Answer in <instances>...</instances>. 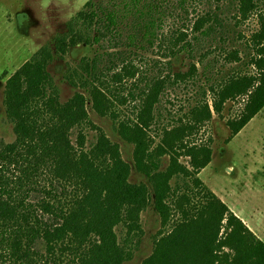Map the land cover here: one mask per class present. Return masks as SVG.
Listing matches in <instances>:
<instances>
[{
	"label": "trees",
	"instance_id": "16d2710c",
	"mask_svg": "<svg viewBox=\"0 0 264 264\" xmlns=\"http://www.w3.org/2000/svg\"><path fill=\"white\" fill-rule=\"evenodd\" d=\"M230 1L237 3L242 21L258 9L257 0ZM211 20L208 15L201 17L193 31L210 33L212 27L203 29ZM100 22L97 10L81 12L76 24L58 38L57 54L64 57L80 44L97 45L117 25L113 15L102 29ZM258 24L259 31L248 41L255 73L233 75L212 85L206 95L211 101L206 97L185 120L164 129L158 143L151 135L153 112L166 81L142 90L135 118L118 121V134L134 147L136 171L147 183L131 182L132 167L120 145L91 120L85 94L76 93L64 104L60 101L49 71L54 60L49 47L12 75L6 83L4 106L16 140L6 144L0 139L1 263H128L145 236L142 214L153 206L163 232L155 237L154 251L143 264H264V242L199 178L212 162V140L191 141L214 115L222 117L228 102L243 101L240 114L227 123L228 143L264 110V13H259ZM227 58L241 60L238 51ZM80 68L88 74L91 68L93 79L79 80L93 109L101 117L120 118L117 103L125 104L126 99L115 96L109 80L96 76L95 62L82 60ZM135 70L125 65L112 76L113 83L122 84L126 74L135 77ZM187 76L177 74L176 81ZM76 77L74 71L67 80L76 86ZM87 130L96 133V142L89 148ZM165 158L169 165L163 169ZM182 159H188V164ZM118 227L125 229L123 242ZM40 242L45 243V255L37 251Z\"/></svg>",
	"mask_w": 264,
	"mask_h": 264
},
{
	"label": "rangeland",
	"instance_id": "374dc122",
	"mask_svg": "<svg viewBox=\"0 0 264 264\" xmlns=\"http://www.w3.org/2000/svg\"><path fill=\"white\" fill-rule=\"evenodd\" d=\"M257 3L255 14L242 21L237 3L230 0H0V139L6 144L16 140L14 126L4 106L7 80L42 48L49 47L54 55L49 71L58 88L60 101L64 104L76 93L85 94L91 120L112 142L120 145L124 160L132 167L131 182L147 183L136 171L134 147L118 134V121L135 118L142 103V90L157 81H166V88L153 112L151 135L158 143L164 129L185 120L189 111L206 97L211 101V97L206 95L212 85L233 75L255 73L250 64L253 51L248 41L259 31L258 15L264 13V0H257ZM92 9L97 10L100 16L99 29L107 24L109 15L116 18V27L99 44H80L61 57L56 51L58 38L67 33L71 24H76L81 12ZM207 15L212 20L203 30L212 27L210 33L193 31L195 23ZM234 51L239 52L241 60L230 62L227 55ZM82 60L90 65L95 62L96 76L109 80L115 96L126 99L125 104L117 103L120 117L117 120L101 117L93 109L90 97L79 80L80 77L93 79L91 68L90 74L80 68ZM128 64L136 68V76L126 74L122 84L113 83L112 76L121 73ZM74 71L78 72L76 86L67 80ZM177 74L189 76L184 81H176ZM242 109V99L228 102L222 117L214 115L213 120L191 138L198 144L212 140L214 172L208 171L203 176L207 182L211 181L212 173L222 186L240 176L246 179L249 171L258 176L264 173V166H261L264 163V110L228 143L231 131L227 123ZM77 134L74 131L72 135L74 144ZM86 138L89 148L96 142V133L87 130ZM249 154L252 157L246 168L241 164ZM181 162L187 165L188 159ZM235 164L237 171L231 175L228 169ZM168 165L169 159L165 158L163 169ZM235 188L234 191L243 187ZM141 222L145 236L139 250L134 251L133 259L125 264H143L154 251L155 237L163 232L161 218L153 206L142 214ZM116 232L123 242L125 229L118 227ZM37 251L45 255V243L40 242ZM66 261L64 258L63 262ZM41 262L39 260L38 264Z\"/></svg>",
	"mask_w": 264,
	"mask_h": 264
},
{
	"label": "crops",
	"instance_id": "0c3cea01",
	"mask_svg": "<svg viewBox=\"0 0 264 264\" xmlns=\"http://www.w3.org/2000/svg\"><path fill=\"white\" fill-rule=\"evenodd\" d=\"M250 157H252L251 154L244 157L241 164L243 167H249L247 161L250 160ZM213 166L214 159L207 168L200 172L199 178L264 242V173H260L258 176L249 171L250 173L246 176V179L244 177L240 178V176L236 180H229L227 185L222 186L218 183V177L213 175L214 173L210 175L212 179L209 182L203 178L208 171L214 172ZM261 166H264V163ZM236 171L237 164H235V167H229L228 169V173H231V175ZM257 173L259 172L257 171ZM235 187L243 188L234 191Z\"/></svg>",
	"mask_w": 264,
	"mask_h": 264
}]
</instances>
